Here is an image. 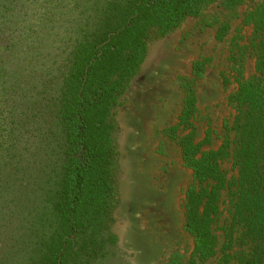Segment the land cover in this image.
Instances as JSON below:
<instances>
[{"label": "trees", "instance_id": "trees-1", "mask_svg": "<svg viewBox=\"0 0 264 264\" xmlns=\"http://www.w3.org/2000/svg\"><path fill=\"white\" fill-rule=\"evenodd\" d=\"M216 1L232 12L256 2L75 0L60 30L45 24L58 21L50 14L62 0H0V264H112L121 97L151 43ZM31 13L38 26L21 29ZM243 23L252 37L248 46L236 45L223 78L234 85L235 114L217 148H207L211 129L197 140L193 123L203 64L192 65L193 78L180 79L184 105L172 137L192 175L183 208L193 248L184 259L172 252L167 264H208L219 251L218 264H264V0ZM229 27L221 23L216 38ZM248 56L254 73L247 77ZM227 160L231 175L221 166ZM217 230L225 240L220 249Z\"/></svg>", "mask_w": 264, "mask_h": 264}, {"label": "rangeland", "instance_id": "rangeland-1", "mask_svg": "<svg viewBox=\"0 0 264 264\" xmlns=\"http://www.w3.org/2000/svg\"><path fill=\"white\" fill-rule=\"evenodd\" d=\"M39 1L44 5L43 0ZM50 1L54 4L57 0ZM62 1L64 5L52 8L50 14L60 16L58 21L47 23L46 27L63 30L62 17L73 15L75 0ZM256 2H247L232 12L216 1L199 16L187 18L168 36L151 43L146 60L121 97L117 110L121 204L114 225L119 243L110 263L167 264L172 252L178 251L183 259L190 255L193 237L184 229L183 200L192 175L172 137V128L179 123L184 105L180 79L193 78L192 65L197 61L203 64L202 75L194 83L197 101L193 123L197 140H202L211 129L213 140L207 148H217L235 114L229 101L234 85L226 86L223 78L230 75V57L237 51L236 45L250 43L252 29L243 23V16ZM15 12L20 16L25 13L20 7ZM36 20L31 13L20 28L37 27ZM226 21L230 23L229 30L218 40L217 29ZM56 40L55 46L61 43ZM253 73L254 60L248 56L245 75ZM221 166L227 175L235 172L228 160ZM226 217L220 218V225ZM216 234L220 249L225 241L223 231L217 230ZM216 256L208 264H218Z\"/></svg>", "mask_w": 264, "mask_h": 264}]
</instances>
